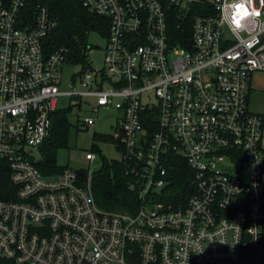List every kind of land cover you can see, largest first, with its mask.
<instances>
[{"label": "built area", "instance_id": "2783aa9c", "mask_svg": "<svg viewBox=\"0 0 264 264\" xmlns=\"http://www.w3.org/2000/svg\"><path fill=\"white\" fill-rule=\"evenodd\" d=\"M82 4L109 22L105 65L93 69L88 54L90 65L64 91L66 54L46 50L56 26L49 6L0 0V159L16 188L0 198V259L264 264V114L249 105L252 77L264 72V0ZM62 96L80 111L117 113L111 140L137 195L135 212L98 206L91 165L83 177L68 166L46 175L35 164ZM180 170L191 191L176 204L166 189Z\"/></svg>", "mask_w": 264, "mask_h": 264}, {"label": "trees", "instance_id": "16d2710c", "mask_svg": "<svg viewBox=\"0 0 264 264\" xmlns=\"http://www.w3.org/2000/svg\"><path fill=\"white\" fill-rule=\"evenodd\" d=\"M49 6L50 15L56 26L47 36L46 50L53 52L64 50L67 62L88 67V53L94 49L89 42L92 32L108 36L109 22L107 19L90 12L83 6L82 0H41ZM175 44L183 45L180 31H175ZM72 108L59 110L54 117L51 135L39 148L40 157L35 164L46 175H56L63 171L59 163V154L69 147L73 124L71 123ZM98 138L109 140V137L97 135ZM82 170V176L86 175ZM177 186L166 189V200L176 204L183 201L191 191L187 187V176L178 172ZM92 190L95 201L103 210L111 212H135L137 195L128 187L129 177L125 167L119 160H108L103 157L101 166L94 169L92 175ZM16 188L11 183V173L8 162L0 159V198H12ZM264 246V244H263ZM0 264H15L13 260L0 259Z\"/></svg>", "mask_w": 264, "mask_h": 264}, {"label": "rangeland", "instance_id": "374dc122", "mask_svg": "<svg viewBox=\"0 0 264 264\" xmlns=\"http://www.w3.org/2000/svg\"><path fill=\"white\" fill-rule=\"evenodd\" d=\"M89 42L94 49L89 51V58L93 69L99 70L105 65V48L107 37L99 32H92L89 36ZM64 77L62 90L69 91L70 85L75 76L79 78L82 72L81 64L66 63L64 65ZM253 92L251 95V107L258 112H264V72H255L252 77ZM76 99L68 96H62L59 105L63 109L72 108L71 119L77 122V117L85 118L87 116L96 119L95 125L90 127L78 126L72 127L69 147L63 149L59 154V163L62 166H68L75 170H88L90 165L94 169L101 166L103 157L108 160H120L121 151L112 142L111 137L114 135V125L116 123L117 113L112 109L101 108L99 114L92 112L90 107H85L80 111V103ZM94 101L91 100L90 104ZM97 135L109 137V140L98 138ZM264 146V142H263ZM95 154V160L91 163L87 158V153ZM35 155L40 157L38 149L34 150Z\"/></svg>", "mask_w": 264, "mask_h": 264}, {"label": "crops", "instance_id": "0c3cea01", "mask_svg": "<svg viewBox=\"0 0 264 264\" xmlns=\"http://www.w3.org/2000/svg\"><path fill=\"white\" fill-rule=\"evenodd\" d=\"M252 83V82H251ZM252 92H253V87H252V85H251V92H250V102H249V105H250V108L252 109V107H251V95H252ZM253 110V109H252ZM254 112H256V113H261V114H264V112H258V111H255V110H253ZM263 142H264V139H263Z\"/></svg>", "mask_w": 264, "mask_h": 264}]
</instances>
